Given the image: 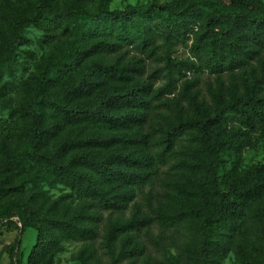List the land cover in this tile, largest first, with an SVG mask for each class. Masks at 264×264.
<instances>
[{
	"label": "trees",
	"instance_id": "trees-1",
	"mask_svg": "<svg viewBox=\"0 0 264 264\" xmlns=\"http://www.w3.org/2000/svg\"><path fill=\"white\" fill-rule=\"evenodd\" d=\"M29 27L48 50L0 120V194L28 163L81 206L0 204V225L16 218L21 232L36 233L26 263L51 264L60 241H94L101 214L132 203L129 218L105 226L110 264L142 256L138 233L151 222L159 243L169 229L186 232L181 245L175 236L172 264H218L231 250L241 264H264V160L236 173L252 137L264 142V0H150L123 10L109 0H0V78L20 65ZM177 47L189 56L173 58ZM146 59L163 65L147 72ZM201 73L215 83L205 93ZM138 194L157 198L152 216Z\"/></svg>",
	"mask_w": 264,
	"mask_h": 264
},
{
	"label": "rangeland",
	"instance_id": "rangeland-1",
	"mask_svg": "<svg viewBox=\"0 0 264 264\" xmlns=\"http://www.w3.org/2000/svg\"><path fill=\"white\" fill-rule=\"evenodd\" d=\"M150 0H109L110 10H123L127 5L144 4ZM163 2L164 0H159ZM42 35L37 30L29 27L25 30V38L28 44L19 50L20 65L13 69L12 74L4 73L0 78V90L5 94V99L0 104V120L4 123L8 122V114L17 102L18 84L34 71V64L40 56L45 54L47 47L41 46L39 40ZM188 51L184 47H177L173 53V58L185 59ZM147 72H153L162 67L163 63L157 59L145 60ZM193 75H188L191 78ZM199 76L198 86L203 93L207 87L215 85L213 78L205 73ZM164 83L162 76L155 80V87L161 86ZM2 123V125H4ZM6 132V131H4ZM252 143L241 150L236 173L239 174L248 170L251 166L264 160V142L253 136ZM18 178L16 186L7 192L0 194V204L7 200L27 199L34 197L38 201L46 202L49 206L53 202H58V208L61 210H73L81 206V202L74 195H70L68 190L57 184H49L42 179V173L37 168L28 163H24L23 167L18 169ZM148 190L146 189L145 192ZM137 206L144 213L152 216L153 210L158 205L157 198L148 194H138L135 198ZM133 204L129 206L122 214L102 213L100 221L97 222L99 237L94 241L87 243L60 241L59 249L53 255L51 264H110L111 259L103 249L102 242L104 229L109 219L125 220L130 217L133 212ZM21 224L18 219H13L12 222L0 225V264H13V252H17V262L15 264H27L26 258L35 243L36 233L33 229L27 228L23 232L20 230ZM161 227L156 222L150 223V228L147 230L141 228L138 233L139 241L143 248V254L137 261L123 260L118 264H172L173 260H177L178 247H175V236H179V244L181 245L186 237V232L180 229L175 233V229H169L163 232L167 239L162 243L158 242L156 237L161 234ZM151 236V237H150ZM18 242V247L14 249V242ZM177 264H181L178 262ZM218 264H241L236 258L234 251L231 250L223 259L219 260Z\"/></svg>",
	"mask_w": 264,
	"mask_h": 264
}]
</instances>
